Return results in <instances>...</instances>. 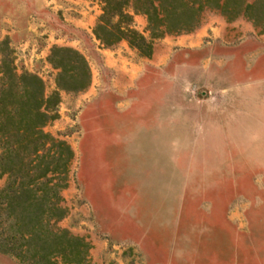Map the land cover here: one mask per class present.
I'll list each match as a JSON object with an SVG mask.
<instances>
[{
	"label": "rangeland",
	"instance_id": "rangeland-1",
	"mask_svg": "<svg viewBox=\"0 0 264 264\" xmlns=\"http://www.w3.org/2000/svg\"><path fill=\"white\" fill-rule=\"evenodd\" d=\"M100 12V0H0V58L18 72L50 93L53 45L90 68L45 126L75 154L58 225L89 240L84 264H264V30L207 9L143 55L96 38ZM146 24L133 14L148 37ZM0 264L25 263L0 251Z\"/></svg>",
	"mask_w": 264,
	"mask_h": 264
},
{
	"label": "trees",
	"instance_id": "trees-1",
	"mask_svg": "<svg viewBox=\"0 0 264 264\" xmlns=\"http://www.w3.org/2000/svg\"><path fill=\"white\" fill-rule=\"evenodd\" d=\"M100 2L96 38L105 45L126 39L143 55L151 53L154 38L197 28L207 9L226 20L244 16L264 30V0ZM134 13L146 16L148 37L132 26ZM48 60L57 69L50 93L38 74L18 72L6 54L0 58V177L5 176L0 186V251L25 264H84L89 240L58 225L68 212L62 190L69 182L74 150L45 126L58 116L60 90H83L91 73L85 57L70 46L53 45Z\"/></svg>",
	"mask_w": 264,
	"mask_h": 264
}]
</instances>
